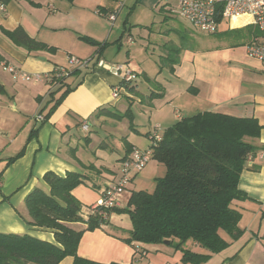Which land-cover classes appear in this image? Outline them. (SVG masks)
<instances>
[{"label": "crops", "instance_id": "1", "mask_svg": "<svg viewBox=\"0 0 264 264\" xmlns=\"http://www.w3.org/2000/svg\"><path fill=\"white\" fill-rule=\"evenodd\" d=\"M163 1L160 11L176 18L170 14L176 1ZM127 3L128 0H12L8 5L0 4L3 6L0 8V233L25 234L54 243L52 230L28 226L19 215L24 212L25 199L34 189L49 191L43 181L48 172L60 177L67 172L91 175L86 185L71 192L82 206V217L91 214L101 192L117 179L116 165L114 159L110 160L111 151H91L89 147L94 144L90 136L79 138L75 131L84 122L89 124L88 133L95 122L96 125L110 124L107 120L113 119L100 111L123 114L126 106L122 102L127 98L134 100L143 111L160 115L155 126L165 129L182 117L204 112L257 120L261 126L255 141L257 149L251 162L246 163L238 183L247 199L235 202L242 212L239 227L243 234L204 264H264V245L256 237L264 230V68L246 53V47L259 38L260 33L247 19L226 21L219 26L217 40L200 48L184 46L186 38L178 27L160 26L157 31L149 27L147 44L154 54L158 52L155 76L167 75L162 76L164 84L151 89L150 75L137 73V80L143 83L147 94L142 93L140 87L138 96L128 94L121 89L120 80L98 63L82 71L69 69V76L63 83L59 82L55 71L69 57L95 59L107 65L121 64L118 54H108L103 48L110 43L114 29L107 16L120 7L116 23ZM166 18L162 20L164 25ZM125 24L129 46L132 33L129 29L127 32ZM224 25L225 28H221ZM17 28L53 51L26 50L8 36V32ZM150 36L155 38L151 40ZM104 39L107 40L101 45ZM2 63L30 75L39 74L43 80L14 81L2 70ZM118 89L119 98L115 99L113 92ZM63 93L61 102L50 112ZM37 115L44 120L38 121ZM130 133L124 137L126 141ZM107 136L105 134L106 139ZM106 147L100 144L96 150ZM134 148L125 149L115 159L117 165ZM120 206L119 201L117 208ZM125 217L128 216L108 215L106 225L85 232L77 255L98 264H183L181 253L168 245L147 246L146 251L136 252L126 244L123 240L129 237L132 227L130 221L123 224ZM69 227L84 228L81 224ZM60 264H73V258L67 257Z\"/></svg>", "mask_w": 264, "mask_h": 264}, {"label": "trees", "instance_id": "2", "mask_svg": "<svg viewBox=\"0 0 264 264\" xmlns=\"http://www.w3.org/2000/svg\"><path fill=\"white\" fill-rule=\"evenodd\" d=\"M11 1L0 0V4ZM8 36L29 51H53L21 28L8 32ZM59 80L63 83L65 78ZM123 87L128 94L138 96L137 85ZM64 96L65 93L55 101L50 112ZM128 111L119 114L102 110L100 114L121 121ZM260 131L255 119L204 112L182 117L164 129L159 143L149 140L152 158L165 167L166 173L156 180L153 192L134 191L127 208L106 211L107 215L129 216L132 228L123 241L136 252L167 241L181 253L183 264H204L212 255L224 251L230 241L239 239L243 234L239 227L242 212L235 202L247 196L238 183L248 157L255 154ZM90 178L85 173L67 172L64 177L46 173L43 181L49 191L34 189L19 215L28 226L52 230L54 243L25 234L0 233V264H60L67 257L73 258V264H98L80 258L77 247L85 232L99 229L107 221L100 214L83 218L81 204L71 195ZM71 224L84 228L75 230L69 227ZM256 237L264 245V230Z\"/></svg>", "mask_w": 264, "mask_h": 264}, {"label": "rangeland", "instance_id": "3", "mask_svg": "<svg viewBox=\"0 0 264 264\" xmlns=\"http://www.w3.org/2000/svg\"><path fill=\"white\" fill-rule=\"evenodd\" d=\"M174 2L176 0H170ZM164 5L163 0H128L126 7L123 8L122 13L118 15L117 22L115 23L114 29L110 35V43L104 46V50L106 53H113L115 55L118 54V62L123 64L125 62H129V67L137 74L141 75L142 72H146L150 84L149 87L151 89L158 88L157 86L161 83L164 84V78L166 77V73H164L160 78H156V72L158 70L157 61H158V52L154 54L153 48L148 46V42L146 40L147 35L150 34L148 28L151 27L157 31V28L160 26H174L178 27L182 36H185L184 46H197L203 48L208 44L214 43L217 38L216 34H201L194 30L189 23L184 20L174 18L169 16L166 12L160 11V7ZM157 6V7H156ZM167 17V24H162V20L164 17ZM242 20V19H241ZM233 21V20H231ZM126 22L127 32L128 29L132 33V36H129L132 40V44L129 46L126 44V40L128 39L127 33L124 31V23ZM221 28H225V25ZM109 31V26H108ZM122 32V37H119ZM116 36V37H115ZM115 37V39H113ZM121 38V39H120ZM155 36H150V39H154ZM105 40L102 41L101 45L104 44ZM178 40V38H176ZM180 42V41H179ZM121 46V47H120ZM202 46V47H201ZM120 47V48H119ZM149 47V48H148ZM148 48L149 54H145V49ZM119 49V50H118ZM152 55V56H151ZM67 61H64V65L60 66L61 68H68ZM155 78V79H154ZM132 85H137L141 88V92L147 94V91L144 88L143 83L138 80H134ZM139 88V89H140ZM149 94V93H148ZM122 104H124L123 114L128 111L127 116L125 117L122 123L115 120H107L110 124H92L91 125V133H83L81 132V128L76 130L75 134L79 138H85V136H90L91 142L94 144L92 147H89L91 151L100 152L107 150L112 156H110V160L114 159L115 174L116 178L120 176V168L121 163L115 161L119 156L124 153L125 149L129 147H136L141 151H147L150 141L149 138L146 137L147 131L150 130L151 133L155 132L156 118L160 117L157 113H150L149 111H143L141 106L138 105L134 100L123 99ZM127 109V110H125ZM125 110V111H124ZM94 123V122H93ZM133 129H132V128ZM160 128V126H159ZM165 128H160L159 131H163ZM111 131L112 133H108ZM133 130H137L133 131ZM131 132L128 140L124 138L126 135ZM105 134H108L107 139L105 138ZM105 138V139H103ZM125 139V140H124ZM81 143L83 139H80ZM100 144L106 145V149L100 148L96 150ZM98 155V154H97ZM113 161V160H112ZM166 170L165 167L159 163L157 160L151 157L150 161L143 168L142 171L137 174H133L132 180L125 187L119 201L122 205L121 209L127 208L128 200L132 194V192L145 191L148 193L153 192L155 188V182L159 178H163L165 176ZM91 174V173H89ZM114 214V213H112ZM111 215V214H110ZM125 215L126 214H118ZM110 217V216H109ZM128 217H125L123 220V224H127ZM109 219V218H108Z\"/></svg>", "mask_w": 264, "mask_h": 264}, {"label": "built area", "instance_id": "4", "mask_svg": "<svg viewBox=\"0 0 264 264\" xmlns=\"http://www.w3.org/2000/svg\"><path fill=\"white\" fill-rule=\"evenodd\" d=\"M119 8L107 16L111 28L114 27ZM170 14L186 21L194 30L211 35L218 32L219 26L223 22L247 19L249 24L257 28L260 37L254 39L246 47V53L249 57L256 59L264 68V0H176V4L170 8ZM95 63L114 74L120 80L122 90H125L123 85H132L133 81L137 80V74L127 64L107 65L103 61L95 62V59L83 60L74 57H69L68 68H58L55 71V76L58 79L67 78L69 69L82 71ZM1 68L14 81L41 82L43 80L39 74L30 75L4 63L1 64ZM119 90L113 92L115 99L119 98ZM36 119L44 120L41 115H37ZM89 128L87 122L82 123L81 130L84 133L89 132ZM159 129V126H156L154 129L156 131L150 134L149 140L153 144L159 143L161 140ZM151 157L150 147L147 151L134 148L128 157L121 161L120 176L101 192V198L92 206L91 215L100 214L103 219H107L106 211L118 207L119 199L125 187L132 180L133 174L142 171ZM247 162H251V157H248Z\"/></svg>", "mask_w": 264, "mask_h": 264}, {"label": "water", "instance_id": "5", "mask_svg": "<svg viewBox=\"0 0 264 264\" xmlns=\"http://www.w3.org/2000/svg\"><path fill=\"white\" fill-rule=\"evenodd\" d=\"M163 244H164V245H169V242L165 241Z\"/></svg>", "mask_w": 264, "mask_h": 264}]
</instances>
